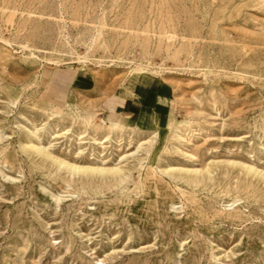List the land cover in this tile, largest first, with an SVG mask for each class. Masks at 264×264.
Listing matches in <instances>:
<instances>
[{
    "label": "rangeland",
    "instance_id": "obj_1",
    "mask_svg": "<svg viewBox=\"0 0 264 264\" xmlns=\"http://www.w3.org/2000/svg\"><path fill=\"white\" fill-rule=\"evenodd\" d=\"M263 174L264 0H0V264H264Z\"/></svg>",
    "mask_w": 264,
    "mask_h": 264
},
{
    "label": "bare ground",
    "instance_id": "obj_2",
    "mask_svg": "<svg viewBox=\"0 0 264 264\" xmlns=\"http://www.w3.org/2000/svg\"><path fill=\"white\" fill-rule=\"evenodd\" d=\"M160 130V127L158 126V125H156V131L155 132H157V131H159ZM180 137V139H181V141H185L184 140V138L183 137H181V136H179ZM179 137H177V138H179ZM131 142V141H130ZM186 142V141H185ZM43 149H46V148H43ZM45 151V150H44ZM57 163L60 165V166H63V167H66L67 169H70V170H72V171H74L75 173H80V172H90V173H99V174H102V173H107V172H110V174L111 175H116V174H119L120 172H121V169L120 168H105V166L103 167H91V166H77V165H74V164H69V163H67L66 161H63V160H57ZM245 166V165H244ZM248 166V165H247ZM246 166V167H247ZM249 167H252V166H250L249 165ZM250 170H251V168H250ZM256 170V169H255ZM170 171H172V170H170ZM247 171V170H246ZM258 171V170H257ZM186 173H187V171H185ZM184 172V173H185ZM259 173V172H258ZM262 173V172H261ZM261 173H259V174H261ZM189 174L191 175V173L189 172ZM103 175H105V174H103ZM187 175H188V173H187ZM264 175V174H263ZM119 176V175H118ZM117 176V177H118ZM125 176V175H124ZM124 176H123V178H124ZM197 176V175H196ZM114 178H116L115 176H114ZM121 177L119 176V179H120ZM125 178H126V176H125ZM123 180H125V179H123ZM123 182V181H122Z\"/></svg>",
    "mask_w": 264,
    "mask_h": 264
},
{
    "label": "crops",
    "instance_id": "obj_3",
    "mask_svg": "<svg viewBox=\"0 0 264 264\" xmlns=\"http://www.w3.org/2000/svg\"><path fill=\"white\" fill-rule=\"evenodd\" d=\"M137 94L141 93L143 96V99L148 100V95L150 94V90H148L146 87H144L142 89V87H139V89L137 90Z\"/></svg>",
    "mask_w": 264,
    "mask_h": 264
}]
</instances>
